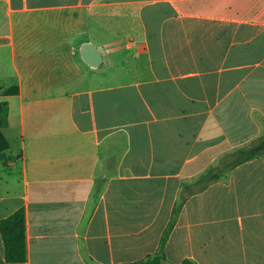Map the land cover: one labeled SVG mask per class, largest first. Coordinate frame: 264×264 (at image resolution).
I'll return each mask as SVG.
<instances>
[{
	"label": "crops",
	"instance_id": "obj_1",
	"mask_svg": "<svg viewBox=\"0 0 264 264\" xmlns=\"http://www.w3.org/2000/svg\"><path fill=\"white\" fill-rule=\"evenodd\" d=\"M0 16V219L23 208L27 244L8 263L0 234V264L153 256L182 183L264 137V0H0ZM165 255L264 264V152L186 200Z\"/></svg>",
	"mask_w": 264,
	"mask_h": 264
},
{
	"label": "trees",
	"instance_id": "obj_2",
	"mask_svg": "<svg viewBox=\"0 0 264 264\" xmlns=\"http://www.w3.org/2000/svg\"><path fill=\"white\" fill-rule=\"evenodd\" d=\"M2 89L0 88V91ZM18 94V88L13 86L8 88L4 95ZM8 125V102L0 101V153L8 149V143L1 132V128ZM264 152V137L251 142L248 145L235 149L234 151L225 154L217 163L210 165L198 175L185 180L182 183L178 199L175 203L171 221L165 229L160 248L158 252L145 259L126 263V264H171L167 262L165 255V245L169 233L175 225L180 210L186 200L193 194L206 189L210 184L226 179L231 169L248 159L254 158ZM0 234L4 243L5 259L8 263H20L27 259V244H26V216L25 210L20 208L9 216L0 219ZM181 264H196L191 259H184Z\"/></svg>",
	"mask_w": 264,
	"mask_h": 264
},
{
	"label": "water",
	"instance_id": "obj_3",
	"mask_svg": "<svg viewBox=\"0 0 264 264\" xmlns=\"http://www.w3.org/2000/svg\"><path fill=\"white\" fill-rule=\"evenodd\" d=\"M81 55L83 59L94 67H99L103 63V55L100 49L91 42H86L81 47Z\"/></svg>",
	"mask_w": 264,
	"mask_h": 264
},
{
	"label": "rangeland",
	"instance_id": "obj_4",
	"mask_svg": "<svg viewBox=\"0 0 264 264\" xmlns=\"http://www.w3.org/2000/svg\"><path fill=\"white\" fill-rule=\"evenodd\" d=\"M0 18H1V16H0ZM220 161V160H219ZM219 163V162H218Z\"/></svg>",
	"mask_w": 264,
	"mask_h": 264
}]
</instances>
